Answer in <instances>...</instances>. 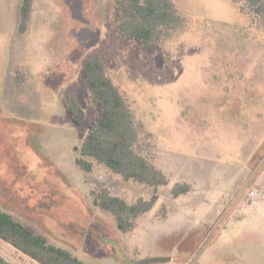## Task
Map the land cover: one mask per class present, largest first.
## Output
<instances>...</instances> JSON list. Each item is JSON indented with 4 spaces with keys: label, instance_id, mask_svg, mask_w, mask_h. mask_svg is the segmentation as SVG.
Segmentation results:
<instances>
[{
    "label": "rangeland",
    "instance_id": "obj_1",
    "mask_svg": "<svg viewBox=\"0 0 264 264\" xmlns=\"http://www.w3.org/2000/svg\"><path fill=\"white\" fill-rule=\"evenodd\" d=\"M22 1L0 0V209L89 264H264V24L234 0H173L183 20L150 51L119 35L113 0H31L21 32ZM94 53L169 179L128 233L95 195L153 188L75 164L100 116L83 84ZM0 254L37 264L1 241Z\"/></svg>",
    "mask_w": 264,
    "mask_h": 264
},
{
    "label": "trees",
    "instance_id": "obj_2",
    "mask_svg": "<svg viewBox=\"0 0 264 264\" xmlns=\"http://www.w3.org/2000/svg\"><path fill=\"white\" fill-rule=\"evenodd\" d=\"M234 1L244 15H253L258 24H264V0ZM113 3L119 35L140 41L150 51L157 50L165 37L175 31L183 20L173 0H113ZM30 8L31 0H23L21 32L29 20ZM83 84L90 99L99 104L100 116L83 135L81 145L75 147V164L83 171L91 172L94 162L105 166L124 181L153 188L150 198H139L134 203L113 195L106 188L95 195L94 205L114 217L120 232L128 233L135 229L141 216L154 208L159 199L156 189L167 186L169 179L142 154L140 124L120 89L110 79L102 54L94 53L85 59ZM66 111L75 123L84 117V111L74 97L69 98ZM187 192L189 187L185 184H176L171 190L175 198ZM0 241L37 264H89L70 250L52 244L1 209ZM0 264L13 263L0 254Z\"/></svg>",
    "mask_w": 264,
    "mask_h": 264
},
{
    "label": "built area",
    "instance_id": "obj_3",
    "mask_svg": "<svg viewBox=\"0 0 264 264\" xmlns=\"http://www.w3.org/2000/svg\"><path fill=\"white\" fill-rule=\"evenodd\" d=\"M254 193L252 192L251 195H253ZM254 196V195H253Z\"/></svg>",
    "mask_w": 264,
    "mask_h": 264
}]
</instances>
